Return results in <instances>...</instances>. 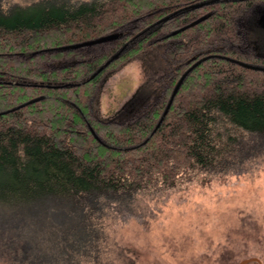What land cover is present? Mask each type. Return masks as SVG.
<instances>
[{
    "label": "trees",
    "instance_id": "1",
    "mask_svg": "<svg viewBox=\"0 0 264 264\" xmlns=\"http://www.w3.org/2000/svg\"><path fill=\"white\" fill-rule=\"evenodd\" d=\"M197 1L38 0L6 5L0 0V264H36L37 259L42 264H83L99 233L89 217L117 215L138 192L225 170L239 163L242 150H264L262 140L245 144L241 133L264 135V70L212 56L209 49L220 39H237L235 17L256 0L219 1L155 25ZM209 11L202 22L160 39ZM139 18L142 25L118 39L113 49L129 43L126 50L92 78L83 81L113 50L59 69H42L45 59L65 54L51 49L101 36ZM254 19L255 14L245 25L252 27ZM247 34L254 42L260 33ZM177 37L183 43L165 59L172 63V82L162 91L156 86L136 92L127 102L136 113L153 104L146 115L123 126L92 114L89 99L108 68ZM220 54L264 66V59L232 50ZM194 56L208 58L188 74L160 125L143 143L165 109L172 85L190 66L186 61ZM36 223L43 236L39 241L26 234ZM47 226L62 228L61 238ZM47 231L54 252H59L48 260L49 245L42 241Z\"/></svg>",
    "mask_w": 264,
    "mask_h": 264
},
{
    "label": "rangeland",
    "instance_id": "2",
    "mask_svg": "<svg viewBox=\"0 0 264 264\" xmlns=\"http://www.w3.org/2000/svg\"><path fill=\"white\" fill-rule=\"evenodd\" d=\"M2 1L6 5H27L38 0ZM262 8L264 3L259 1L241 9L235 17L237 39H220L209 49L217 50L219 54L232 50L254 58L263 56V44L256 47L252 38L247 43L242 40L246 19L254 14L257 18L260 13L256 11ZM141 25L142 19L134 20L116 30L119 33L117 38L65 50L63 57L47 58L41 67L45 70L59 69L112 54L117 40ZM111 32L114 30L107 33ZM161 35L152 37L150 41ZM260 35L264 41V34ZM182 40L177 37L159 43L117 67L108 68L89 99L92 114L102 122L123 126L140 120L153 104L136 113L133 105H127V102L136 92L151 91L156 86L161 91L167 88L174 71L172 63L166 64L165 59L183 43ZM171 60L176 63V60ZM241 133L245 144L255 139L262 140L264 144V135L257 137ZM237 137L241 139V134ZM252 153L242 150L240 155L244 157L238 158L239 163L225 170L201 172L173 187L138 192L131 198L130 205L117 215L110 213L101 219L89 217L88 222L90 225L95 223L99 233L88 255L82 259L83 264H239L249 257H258L264 264V150H252ZM39 227L36 223V227L32 226L33 230L26 231V234L41 240L43 236ZM47 227L61 238L62 228ZM49 235L51 233L47 231L42 239L49 245L47 260L49 255L59 253L54 252ZM57 247L60 248L58 243ZM39 260L35 261L36 264H42ZM245 264L259 263L251 261Z\"/></svg>",
    "mask_w": 264,
    "mask_h": 264
},
{
    "label": "water",
    "instance_id": "3",
    "mask_svg": "<svg viewBox=\"0 0 264 264\" xmlns=\"http://www.w3.org/2000/svg\"><path fill=\"white\" fill-rule=\"evenodd\" d=\"M219 1H232V0H200V1H197L191 5H186L184 7H181L177 10H174L173 12L165 15L164 17H162L161 19H159L155 25H160L162 24L163 22H165L166 20L172 18L173 16L179 14V13H183V12H186L190 9H194V8H199V7H202V6H205V5H208V4H211V3H216V2H219ZM236 1V0H234ZM242 1V0H240ZM213 11H209L195 19H193L192 21L182 25L181 27L175 29V30H172L168 33H166L165 35H163L161 37V39H164V38H168L170 36H173L187 28H190L200 22H202L203 20L207 19L211 14H212ZM259 18L257 19V24L259 26H261L262 28H264V8L260 9L259 10ZM117 30V29H116ZM114 30V32H111V33H107V34H103L101 36H98V37H95V38H91V39H87L85 41H82V42H78V43H73V44H70V45H65V46H61V47H57V48H53L51 50H59V51H65V50H69V49H74V48H79V47H82V46H87V45H92V44H96V43H100V42H106V41H109V40H112V39H115L119 36V33ZM131 41H133V38L131 39ZM128 44H125L123 46L120 47V49H118L116 52H114L100 67H98L96 69L95 72H93L89 77H87L86 79H84L83 81L85 80H88L89 78H92L93 76H95L97 73H99L105 66H107L110 62H112L113 60L119 58L122 53L126 50V48L128 47ZM212 56H217V57H221V58H224V59H227L228 61H231V62H234L238 65H241L243 67H247V68H251V69H255V70H264V66L263 65H256V64H253V63H248L246 61H243V60H240L238 58H235V57H231V56H228V55H222V54H212ZM208 56H205L201 59H196V57H192L191 59H189L188 61H186V64L190 63L192 60H195L182 74L181 76L178 78V80L176 81V83L174 84L173 86V89L170 93V96H169V99H168V102L166 104V107L165 109L163 110L160 118L158 119L156 125L154 126V128L152 129V131L149 133L148 137L143 141V143H145L150 137L151 135L156 131V129L158 128V126L160 125L161 121L163 120L164 116L167 114L172 102H173V99H174V96L176 95L178 89L180 88V86L182 85V83L184 82V80L186 79V77L188 76V74L193 70L194 67H196L200 62H202L203 60L207 59ZM81 81V82H83ZM73 85H77L79 83H71ZM43 98L42 96L40 97H36V98H32L30 100H28L27 102L23 103V104H20L18 105L17 107H14L12 108L11 110L13 109H16V108H19L20 106H23V105H26V104H29V103H32L36 100H39ZM91 131L93 132V134L95 135L96 138L99 139L98 135L95 133V131L91 128V126H89ZM251 261H256L258 262L259 264H263L261 262V260L258 258V257H249V258H246V259H243L239 262V264H245V263H248V262H251Z\"/></svg>",
    "mask_w": 264,
    "mask_h": 264
},
{
    "label": "flooded vegetation",
    "instance_id": "4",
    "mask_svg": "<svg viewBox=\"0 0 264 264\" xmlns=\"http://www.w3.org/2000/svg\"><path fill=\"white\" fill-rule=\"evenodd\" d=\"M259 1L261 2L262 0H256L254 2L258 3ZM259 10L256 11V13H258ZM258 18H259V16L257 18H255L254 25L252 27H247V25H244L245 34H244L243 39H242L244 41V43H247V41L249 40L247 33L252 32V33H260V34L263 33L264 34V28H262L261 26H259L257 24V20L256 19H258ZM260 34H258L257 39L254 40V43H255L256 47H261L262 44H263V47H264V41H262L261 38H259L261 36ZM138 38H139L138 36L135 37V39H138ZM244 45H246V44H244ZM211 51L214 52L213 54H216V53L219 54V52L217 50H211ZM194 57H196V56H194ZM256 57L264 59V55L263 56L262 55H257Z\"/></svg>",
    "mask_w": 264,
    "mask_h": 264
}]
</instances>
